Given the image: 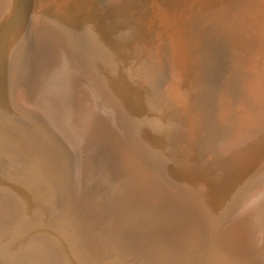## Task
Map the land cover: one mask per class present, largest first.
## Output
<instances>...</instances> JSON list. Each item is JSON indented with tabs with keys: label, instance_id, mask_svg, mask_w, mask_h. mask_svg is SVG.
I'll use <instances>...</instances> for the list:
<instances>
[{
	"label": "rangeland",
	"instance_id": "rangeland-1",
	"mask_svg": "<svg viewBox=\"0 0 264 264\" xmlns=\"http://www.w3.org/2000/svg\"><path fill=\"white\" fill-rule=\"evenodd\" d=\"M192 1L0 0V264H264V229L250 252L220 239L239 212H264V0ZM57 54L213 241L141 253L98 234L73 160L16 98Z\"/></svg>",
	"mask_w": 264,
	"mask_h": 264
},
{
	"label": "bare ground",
	"instance_id": "bare-ground-1",
	"mask_svg": "<svg viewBox=\"0 0 264 264\" xmlns=\"http://www.w3.org/2000/svg\"><path fill=\"white\" fill-rule=\"evenodd\" d=\"M192 2H195V0ZM178 38L180 39V37ZM180 45L178 46L180 47ZM70 55L72 56L71 53ZM35 68L31 67V70H35ZM68 68L62 55H54L48 63L35 70V74L32 77H28L31 79H28L29 81H27L28 83L25 85L24 91L20 93V96H18V93L16 94V98L27 102L32 107V110L45 120V124L57 136H60L69 149H71L74 159V171H72L76 177L74 182L77 185L76 189L85 197L88 196L87 200L92 201L99 211L97 213V221L92 223L93 228L98 234H102L103 236L111 233L117 240L123 244L134 246L141 253L154 252L159 248L168 250L171 253H181L187 249L191 250L192 248L190 247L195 243L202 246L205 244L206 246L210 241V237L209 235L208 237H204L207 233L204 230L209 227L201 228L199 225L201 223L198 224L201 219L198 222L196 220L200 216L197 214L200 213L199 208L201 206L197 207L199 213L196 214L188 206L189 209H184L185 204L183 203L185 202L180 198L181 194L179 190H177L178 192H173L175 190L172 187L173 185L168 188L162 178L155 174L156 171L148 172L147 162L144 159L142 151L137 149L136 151H132L129 148L130 144L128 145L127 135L120 129L119 121L114 115L115 108L114 113L105 107L102 108L99 105L100 103L96 104L99 100L97 102L92 100L95 104H88L90 101L88 98L91 96V99H97L95 98L97 95L94 97L90 93L91 90H89L91 87L88 88L89 85H85L86 82L83 84ZM32 73L34 72L32 71ZM92 89L97 90L96 88ZM114 129H117L121 135L119 136V132L116 133ZM110 130L111 132H109ZM118 139L124 142L121 143ZM40 152L50 162H55V156L58 157L57 150L53 151L52 148L49 150L41 148ZM148 165L152 166L149 162ZM249 201L254 202V199L253 201L249 199ZM192 204L190 203L191 207L193 206ZM255 206L252 210L249 207L250 211L239 212L237 218L236 216L231 219L229 218L230 220L226 221L227 224L223 233L219 234L222 241L218 240V242L226 243L229 246V250L230 247L245 252L256 249L261 230L264 229V212L258 211L257 205ZM152 211L169 218L171 221L159 226L158 224L161 221L158 223L151 218L155 216L151 214ZM201 212L203 213V211ZM259 244L258 246H260ZM221 248L224 247L221 246ZM259 251H261L260 248H258ZM189 253H192V251ZM171 256H167L168 259ZM162 259L165 260L164 258ZM248 259L250 258L248 257ZM257 261L259 262V260Z\"/></svg>",
	"mask_w": 264,
	"mask_h": 264
},
{
	"label": "water",
	"instance_id": "water-1",
	"mask_svg": "<svg viewBox=\"0 0 264 264\" xmlns=\"http://www.w3.org/2000/svg\"><path fill=\"white\" fill-rule=\"evenodd\" d=\"M29 39L31 40V38H29ZM27 120H30V119H27ZM27 123H28V121H27ZM28 124H30V123H28ZM50 135L57 141L58 145H60L65 151H67V154L69 153L68 157L70 156L71 161L73 160L72 161V170L74 171V169H73L74 168V159H73V155L71 153L72 152L71 149H69V147L66 145V143H64V141L62 140V138L60 136H57L56 134L54 135L53 133L52 134L50 133ZM73 171H71V174L73 173Z\"/></svg>",
	"mask_w": 264,
	"mask_h": 264
}]
</instances>
